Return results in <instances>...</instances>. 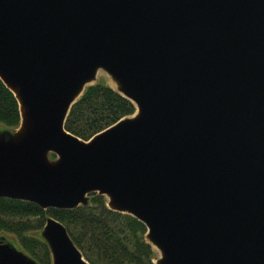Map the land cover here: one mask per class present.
<instances>
[{
    "label": "water",
    "instance_id": "water-1",
    "mask_svg": "<svg viewBox=\"0 0 264 264\" xmlns=\"http://www.w3.org/2000/svg\"><path fill=\"white\" fill-rule=\"evenodd\" d=\"M99 71L137 107L84 139L64 121ZM0 79V197L97 192L154 264H264V0H0ZM40 234L51 264H92L57 218ZM0 264L39 263L0 234Z\"/></svg>",
    "mask_w": 264,
    "mask_h": 264
},
{
    "label": "trees",
    "instance_id": "trees-1",
    "mask_svg": "<svg viewBox=\"0 0 264 264\" xmlns=\"http://www.w3.org/2000/svg\"><path fill=\"white\" fill-rule=\"evenodd\" d=\"M134 110L129 98L109 84L96 81L87 85L71 104L64 126L87 139ZM19 120L17 99L0 79V123L15 127ZM105 200L104 195L91 192L87 204L42 208L28 200L0 197V231L13 233L18 242L13 236L11 239L18 247L38 263L48 264L50 252L40 229L46 216L51 215L63 222L73 242L92 264H154L156 251L145 238L142 221L108 208Z\"/></svg>",
    "mask_w": 264,
    "mask_h": 264
},
{
    "label": "rangeland",
    "instance_id": "rangeland-1",
    "mask_svg": "<svg viewBox=\"0 0 264 264\" xmlns=\"http://www.w3.org/2000/svg\"><path fill=\"white\" fill-rule=\"evenodd\" d=\"M95 81H100V82H104L106 84H109V85H113L112 81L110 80V78L103 72V71H99L97 73V76H96V80ZM4 127H7L5 126L4 124L0 123V129L1 128H4ZM10 129H14V127H8ZM31 220H33V218H31ZM34 230V229H33ZM0 234H4L6 236V238H8L9 240H12L11 239V236H13L15 238V240L17 241L16 239V236L11 233V232H8V231H5V232H1L0 231ZM13 241V240H12ZM14 242V241H13ZM18 242V241H17ZM16 244V243H15ZM17 245V244H16ZM155 256H158V251L155 249ZM40 264H42L41 262H39ZM48 264H51V260H49Z\"/></svg>",
    "mask_w": 264,
    "mask_h": 264
}]
</instances>
